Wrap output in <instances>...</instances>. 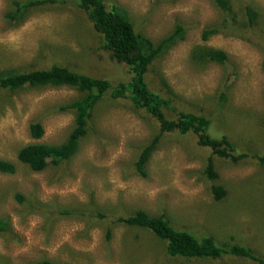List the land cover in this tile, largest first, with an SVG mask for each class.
Listing matches in <instances>:
<instances>
[{
  "label": "rangeland",
  "instance_id": "1",
  "mask_svg": "<svg viewBox=\"0 0 264 264\" xmlns=\"http://www.w3.org/2000/svg\"><path fill=\"white\" fill-rule=\"evenodd\" d=\"M12 1L0 0V71L56 63L113 85L127 81V68L98 49V36L73 0L33 11L15 26L4 18ZM106 1L124 7L135 31L154 42L176 23L183 25V40L148 73L149 88L159 90L158 73L180 97V109L214 115L207 133L227 135L237 153L248 157L238 163L214 157L218 178L211 182L204 176L210 151L197 146L193 135L167 134L147 164V177L141 178L134 170L137 149L158 128L126 102L106 97L75 155L61 166L33 172L17 161L18 150L33 143L61 144L74 117L57 107L79 93L69 87L0 90V159L16 167L13 175L0 174V218L9 223V231L0 235V264H257L231 256L164 259V244L149 232L112 226L116 217L138 209L165 214L175 229L195 238L212 236L217 246H247L264 260V167L257 160L264 155V0H232V13L226 15L211 0ZM249 4L260 14L257 36L248 30L244 7ZM214 27L219 31L203 40L202 32ZM203 47L224 51L227 60L194 65L190 55ZM41 49L47 56L43 62L37 60ZM222 92L226 100L218 102ZM32 122L43 127L39 140L30 136ZM212 184L225 188L223 200L212 199ZM61 209L75 215L61 217ZM107 229H112L109 241Z\"/></svg>",
  "mask_w": 264,
  "mask_h": 264
},
{
  "label": "trees",
  "instance_id": "2",
  "mask_svg": "<svg viewBox=\"0 0 264 264\" xmlns=\"http://www.w3.org/2000/svg\"><path fill=\"white\" fill-rule=\"evenodd\" d=\"M211 1L222 14L232 13V0ZM64 3V0H13L12 10L8 11L4 18L9 24L15 26L23 22L33 11L45 10ZM73 4L82 12L81 17L86 19L90 29L98 36L100 42L98 49L108 54L110 60L123 64L130 76L127 81L113 85L107 79L92 77L56 63L42 68L32 65L29 69L1 70L0 90L16 92L24 88L69 87L79 93L78 98L57 107L58 112H70L74 117L73 127L66 139L58 145L44 143L25 145L16 154L18 162L27 165L33 172H41L48 166L58 167L66 163L78 151L80 141L88 133L95 108L106 97L113 102H126L135 114L141 115L142 119L148 122L151 121L152 125L158 128V132L143 147H140L139 151L137 149L138 155L134 162V170L141 178L147 177V164L157 150L161 138L167 134L193 135L197 146L210 151V156L206 159L204 176L211 182L218 178L213 163L214 157L230 160L232 163L241 162L248 157L247 154L237 153L235 144L227 135L213 131L217 136L213 137L207 133L214 121V115L180 109L179 104H176L180 101V97L158 73L156 76L160 91H153L149 88L146 78L156 60L183 40L185 28L182 24L176 23L173 31L154 42L135 31L128 11L117 3L106 0H73ZM244 10L248 30L253 31L257 36L260 14L251 4L245 6ZM218 31L215 27L204 30L202 39L206 40ZM45 47L49 49L48 46ZM262 51V71L264 73V44ZM46 58L43 49L39 50L37 60L43 62ZM190 60L194 65H205L206 63L222 65L227 60V55L222 50L203 47L194 49ZM221 94L218 102H222V97L224 101L226 100V93ZM217 107L222 113L224 112L222 105ZM29 133L32 139L39 140L43 136L42 125L39 122L30 123ZM257 160L264 167V155L257 156ZM15 172L16 167L13 163L0 159V174L13 175ZM210 194L212 199L218 202L224 199L226 190L221 185L212 184ZM17 200L23 201L20 196H17ZM96 214L101 219H106L105 214ZM50 215L57 216L54 213ZM58 215L70 217L75 213L61 209ZM116 225L149 232L164 244V259L215 261L224 256H231L246 262L264 264V260L256 256L254 251L247 246L227 243L217 246L212 236L195 238L186 230L175 229L165 214L152 216L145 210L138 209L126 217H116L112 221V226ZM8 231L9 223L6 219L0 218V235H5ZM111 237L112 229H107L106 241H109ZM38 264L70 263L42 260Z\"/></svg>",
  "mask_w": 264,
  "mask_h": 264
}]
</instances>
